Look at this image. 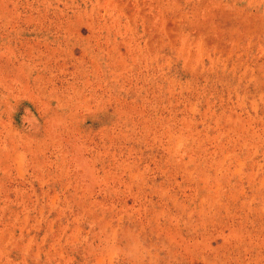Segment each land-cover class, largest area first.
I'll return each instance as SVG.
<instances>
[{
  "label": "rangeland",
  "instance_id": "rangeland-1",
  "mask_svg": "<svg viewBox=\"0 0 264 264\" xmlns=\"http://www.w3.org/2000/svg\"><path fill=\"white\" fill-rule=\"evenodd\" d=\"M0 264H264V0H0Z\"/></svg>",
  "mask_w": 264,
  "mask_h": 264
}]
</instances>
